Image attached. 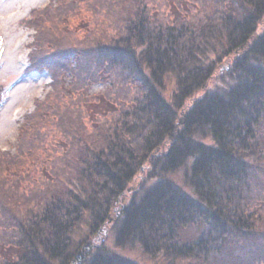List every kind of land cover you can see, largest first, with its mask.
I'll return each instance as SVG.
<instances>
[{
    "label": "trees",
    "instance_id": "1",
    "mask_svg": "<svg viewBox=\"0 0 264 264\" xmlns=\"http://www.w3.org/2000/svg\"><path fill=\"white\" fill-rule=\"evenodd\" d=\"M24 21L51 80L0 148V264H138L92 242L110 224L162 264H264V0H51Z\"/></svg>",
    "mask_w": 264,
    "mask_h": 264
},
{
    "label": "rangeland",
    "instance_id": "2",
    "mask_svg": "<svg viewBox=\"0 0 264 264\" xmlns=\"http://www.w3.org/2000/svg\"><path fill=\"white\" fill-rule=\"evenodd\" d=\"M50 2L51 0H0V148L4 151L9 150L13 155L17 152V147H19V128L24 122V117L27 113L35 109L34 105L37 99L45 98L50 89L48 84L51 80V75L48 71H34L29 67V44L35 32L26 25L24 20L30 17L34 9L44 8V6L48 5ZM131 2L132 1L120 2L116 15L117 19L131 9ZM104 18L106 22L103 24V31L101 28L99 32H97V35L99 33L105 35L104 28L108 29L107 24L109 25L112 22L111 17ZM75 23L77 24V21ZM232 58L233 57H231V59ZM231 65L232 63L227 59L220 62L214 79L210 81L209 85L214 88L215 86H220V84H223V86L229 84L231 82L230 71L232 69L231 67H233ZM167 79L166 96H170L174 91L175 79ZM93 91L92 89L88 94H92ZM49 137L50 135H46V132L40 135L44 143H41L43 146L38 149V160H45L47 158V152L42 148L45 146L48 148L50 147L48 143ZM33 156L34 155L26 159H21L16 166L12 165L8 173L14 171L19 175L23 167H27L28 171L32 168L31 165L34 162L32 160ZM48 157L50 158V156ZM3 171V173L6 174L5 169ZM183 174L184 170L176 173V179L191 192V188ZM143 176L139 177L138 180L131 184L127 197L133 195L138 190V186L144 181V178H142ZM47 184H42L43 188H45ZM112 221L113 217L110 219V222ZM109 228L110 230L108 233L100 237L99 239L101 240L99 241H97V236L93 238L90 236L92 242L96 244L98 242L101 243L103 240L108 247L115 250V252L125 255L138 264H162L160 263L161 260L159 257L154 258L153 256H148L143 253L142 249L136 244L130 245L129 248H116L115 233H113L114 231L112 230L113 225L110 224ZM198 231L199 229H197V227L186 228L183 231V235L186 238L187 236L195 235ZM85 232L86 230H84V233ZM88 239L89 236L87 240Z\"/></svg>",
    "mask_w": 264,
    "mask_h": 264
}]
</instances>
